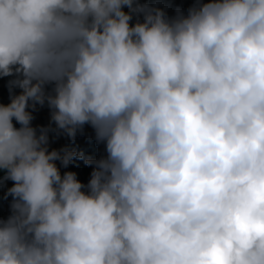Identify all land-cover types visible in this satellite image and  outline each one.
Returning a JSON list of instances; mask_svg holds the SVG:
<instances>
[{
    "label": "clouds",
    "instance_id": "clouds-1",
    "mask_svg": "<svg viewBox=\"0 0 264 264\" xmlns=\"http://www.w3.org/2000/svg\"><path fill=\"white\" fill-rule=\"evenodd\" d=\"M170 8L0 0V264H264V0Z\"/></svg>",
    "mask_w": 264,
    "mask_h": 264
},
{
    "label": "trees",
    "instance_id": "trees-1",
    "mask_svg": "<svg viewBox=\"0 0 264 264\" xmlns=\"http://www.w3.org/2000/svg\"><path fill=\"white\" fill-rule=\"evenodd\" d=\"M166 3H170L172 8L169 9V12L172 9L179 5L183 7H187V5L191 2V0H165ZM9 102V93L7 88V79H0V103H8ZM35 119L33 121L34 125H46L49 120V111L45 107L40 109L39 111L34 112ZM19 125H17L18 127ZM70 141L61 136L58 139H53L51 142V147L60 148L66 144H69ZM74 147L79 151H83L85 156L98 157L103 150L102 145H97L94 140L93 130L86 126L83 134H78ZM71 170L75 171L78 174V178L87 183L89 174L91 172V167L87 166L83 163L82 160H75L72 164L68 166L67 169L62 168L61 171ZM11 181L6 182V186H11ZM5 191L4 186H0V216L7 215L8 212V202L3 200V193ZM10 199V198H9Z\"/></svg>",
    "mask_w": 264,
    "mask_h": 264
}]
</instances>
